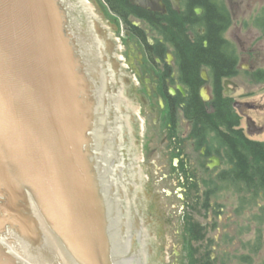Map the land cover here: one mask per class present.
<instances>
[{"label": "flooded vegetation", "instance_id": "af4514ba", "mask_svg": "<svg viewBox=\"0 0 264 264\" xmlns=\"http://www.w3.org/2000/svg\"><path fill=\"white\" fill-rule=\"evenodd\" d=\"M86 1L90 11L84 9L92 18L89 22L98 42L97 52L105 58L110 71L108 87L116 114L112 173L121 227L117 228L116 251L111 250L110 258L116 264H217L213 254L201 263L195 256L199 212L189 202L188 191L190 183L205 170L217 172L225 186L239 190L247 187L244 178H231L235 160L231 159V147L225 137L229 136L227 127L218 125L223 133L220 135L208 127L214 125L200 123L193 116L195 113L186 114L195 107L189 99V87L183 82L179 59L145 18L127 15L122 20L109 10L105 0H95L98 9ZM129 2L148 15L154 13L163 18H172L174 13L181 15L190 6L185 15L192 20L189 36L193 41L201 40L203 46H207L203 36H209L208 28L215 29L219 51L231 58V69L217 77L210 62H200L198 97L206 112L214 111L215 105L224 100L235 115L237 124L233 128L240 130L245 139L264 143V102L259 98L243 100L246 95L237 93L239 85L235 81L243 70L252 74L254 83L264 84V39L258 30L264 25V0H160L164 12ZM249 24L255 25V33ZM242 29L245 31L240 37L237 32ZM232 42L246 57L237 58L231 51ZM187 177L191 180L187 181ZM258 192L264 194L263 190ZM200 228L203 237L207 230L201 225ZM10 234L17 236L13 230ZM4 244L8 251L22 257ZM14 248L21 249L18 237H14ZM169 250L172 254H168ZM35 257L43 259V263L34 259L36 264L70 263L62 249L42 250ZM227 257L226 263L231 264L230 255ZM246 258L247 254L241 253L234 261L245 264Z\"/></svg>", "mask_w": 264, "mask_h": 264}, {"label": "water", "instance_id": "95a60500", "mask_svg": "<svg viewBox=\"0 0 264 264\" xmlns=\"http://www.w3.org/2000/svg\"><path fill=\"white\" fill-rule=\"evenodd\" d=\"M131 2L164 12L160 0ZM86 7L0 0V264L43 263L35 255L51 249L69 264H116V114Z\"/></svg>", "mask_w": 264, "mask_h": 264}, {"label": "rangeland", "instance_id": "374dc122", "mask_svg": "<svg viewBox=\"0 0 264 264\" xmlns=\"http://www.w3.org/2000/svg\"><path fill=\"white\" fill-rule=\"evenodd\" d=\"M248 27L253 33L257 31L253 24L252 26L249 24ZM258 30L261 31L264 39V25L258 27ZM244 31L245 29H242L241 32H237V35L242 37ZM231 45V51L238 59L246 57V54L241 53L236 42H232ZM252 46V44L249 45V47ZM243 64L249 63L243 62ZM251 75L248 71L239 72L235 79L239 85L237 93L246 95L242 97L243 100L256 101L259 98L264 102V84L260 85L251 81ZM250 113L256 117L254 111ZM205 171L200 172L190 183L188 191L189 202L193 203L194 211L199 212L198 223L202 229L207 230L203 231L202 237L200 225L196 227L197 239L194 244L197 248L195 256L198 263L209 259L210 254H213V261L217 264H229L226 263L229 255L230 263L234 264L236 260L238 261L240 254L245 253L247 254L245 264H264V194L254 193L248 187L239 190L237 187L225 186L221 183L219 174L216 176L217 172ZM190 180L187 177V181ZM168 254L172 252L169 250Z\"/></svg>", "mask_w": 264, "mask_h": 264}, {"label": "trees", "instance_id": "16d2710c", "mask_svg": "<svg viewBox=\"0 0 264 264\" xmlns=\"http://www.w3.org/2000/svg\"><path fill=\"white\" fill-rule=\"evenodd\" d=\"M105 2L109 10L122 20H125L127 15L145 18L152 29L159 36L164 37L179 59L182 79L189 87V99L195 107V110H187L186 114L192 116L195 113L193 116L196 115L200 123L207 121L214 125V127L210 125L208 127L218 131L220 135L223 133L218 130V125L226 126L229 136L225 135V137L231 147V159L235 160V168L231 171L232 180H239L242 177L246 180L247 187L254 193H258L259 190L264 192V143L245 139L240 130L233 128L237 124L235 115L224 100L219 105H215L214 111L206 112L197 94V84L200 82L198 77L200 62H210L217 72V77L231 69V58L224 57L219 51L215 29L208 28L209 36L207 33L203 36L207 39V46H203L201 40L193 41L189 36L192 20L185 15L190 12V6L189 9L182 11L181 15L177 16L174 13L172 18L166 16L163 18L154 13L148 15L147 12L132 5L129 0H105Z\"/></svg>", "mask_w": 264, "mask_h": 264}]
</instances>
